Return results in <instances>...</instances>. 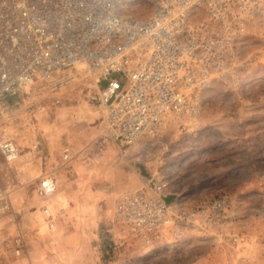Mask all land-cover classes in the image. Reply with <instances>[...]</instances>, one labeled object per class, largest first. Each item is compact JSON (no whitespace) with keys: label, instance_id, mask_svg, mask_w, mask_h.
Listing matches in <instances>:
<instances>
[{"label":"built area","instance_id":"obj_1","mask_svg":"<svg viewBox=\"0 0 264 264\" xmlns=\"http://www.w3.org/2000/svg\"><path fill=\"white\" fill-rule=\"evenodd\" d=\"M129 2L0 0V125L10 98L57 90L83 65L95 75L89 99L103 115L96 144L125 152L176 119L195 120L233 47L264 22V0H146L150 8L141 15L127 11ZM20 153L14 140H0V165ZM54 188L46 175L35 192L44 198ZM164 195L147 183L117 194L100 233L111 250L162 248L232 220L224 192L189 207L167 203ZM41 209L53 229L51 209ZM22 244L16 238V255Z\"/></svg>","mask_w":264,"mask_h":264},{"label":"rangeland","instance_id":"obj_2","mask_svg":"<svg viewBox=\"0 0 264 264\" xmlns=\"http://www.w3.org/2000/svg\"><path fill=\"white\" fill-rule=\"evenodd\" d=\"M149 8L146 0H130L126 9L141 15ZM254 28L233 47L195 120L176 119L156 138L142 140L125 152L117 150L126 156L130 173L141 184H155L183 207L221 192L228 194L232 220L222 230L203 236L190 233L162 248L130 251L118 246L113 251L100 233L119 192L103 190L99 232L79 230L68 219L63 231L54 228L49 233L51 249L45 264H264V22ZM70 74L73 79L57 90L28 89L10 98L0 140H14L20 155L36 145L39 152L58 135L64 120H70L62 117L64 110L75 115L87 107L96 109L89 99L95 75L83 65ZM13 164L0 165V264H39L30 258L29 228L25 220L14 217L8 199ZM104 165H109L107 159ZM95 182L97 188H104L105 182ZM31 186L19 196L20 205L23 198H34L35 185ZM232 236L236 242L230 240ZM16 238L23 242L19 255L14 253Z\"/></svg>","mask_w":264,"mask_h":264},{"label":"crops","instance_id":"obj_3","mask_svg":"<svg viewBox=\"0 0 264 264\" xmlns=\"http://www.w3.org/2000/svg\"><path fill=\"white\" fill-rule=\"evenodd\" d=\"M62 117L70 120H64L58 135L50 142L49 139L41 149L39 148V152L35 151L36 145L33 150L20 155L16 161L8 163L10 165L14 163L13 176H10L12 178L9 181L13 189L10 188L8 191V199L14 205V217L25 220L24 224L29 228L27 230L32 236L29 247L30 258L38 260L39 264L46 263L44 260L51 249L48 236H51L49 233L54 228L63 231L65 226L69 225L68 219H70L79 230L93 233L95 229L99 232L98 224L104 216L100 211L103 190L112 193L121 192L141 184L135 173L133 171L130 173L126 156L121 155L111 145L96 144L98 134L103 128V115L99 108L87 107L75 115L64 110ZM75 118L76 122L73 120ZM65 150L70 152L68 159L62 157V152ZM118 154L120 158L117 157ZM98 158L102 164L98 165L96 161ZM105 158L108 166L104 165ZM110 158H113V162H109ZM46 175L53 178L54 191L42 198L34 189L35 195L32 201L23 198L20 205L18 198L20 195L22 197L24 188L32 187L31 185H35V188L40 178ZM98 180L105 182L104 188H97L98 182L95 181ZM45 205L53 214L55 222L53 229L49 228L42 213L41 208Z\"/></svg>","mask_w":264,"mask_h":264},{"label":"water","instance_id":"obj_4","mask_svg":"<svg viewBox=\"0 0 264 264\" xmlns=\"http://www.w3.org/2000/svg\"><path fill=\"white\" fill-rule=\"evenodd\" d=\"M164 199L167 203L171 202L172 199L174 198V195L173 194H165L164 196Z\"/></svg>","mask_w":264,"mask_h":264}]
</instances>
